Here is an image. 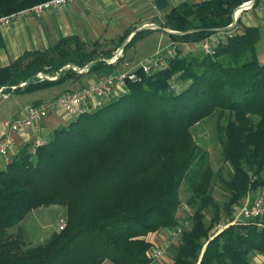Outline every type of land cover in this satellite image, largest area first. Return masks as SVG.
I'll list each match as a JSON object with an SVG mask.
<instances>
[{
  "label": "trees",
  "instance_id": "1",
  "mask_svg": "<svg viewBox=\"0 0 264 264\" xmlns=\"http://www.w3.org/2000/svg\"><path fill=\"white\" fill-rule=\"evenodd\" d=\"M39 1L0 0V15ZM248 1L183 2L164 14L161 26L178 31L170 37L180 43H199L223 32L234 9ZM240 27L220 39L212 55L177 49L159 70L145 75L136 69L139 78L125 81L117 95L58 125L39 146L19 149L0 169V264H150L148 236L178 224L182 183L197 207L169 264H249L251 253L264 255V224L235 223L210 237L220 210L230 217L233 203L264 189V179L254 178L264 170V61L255 50L260 30ZM148 31H134L129 46ZM110 52L63 37L0 67V89L23 93L50 83L39 73L62 81L75 75L72 67L87 66L89 73L108 68ZM171 79L187 85L177 90ZM216 112L230 116L217 129L222 160L232 167L222 206L212 200L207 152L190 132ZM49 205L65 207V224L44 244L25 247L17 225ZM208 206L213 215L207 224Z\"/></svg>",
  "mask_w": 264,
  "mask_h": 264
},
{
  "label": "crops",
  "instance_id": "2",
  "mask_svg": "<svg viewBox=\"0 0 264 264\" xmlns=\"http://www.w3.org/2000/svg\"><path fill=\"white\" fill-rule=\"evenodd\" d=\"M200 1L202 0H167L168 8L156 11L152 0H74L58 9H49L35 17L22 15L12 18L6 26L0 27V67L9 65L13 59L22 55L24 51L48 50L57 40L66 36L78 37L87 46L97 43L101 50H111L110 58L113 55L115 56V52H118V54L114 63L109 61L110 58L107 60L110 65L105 69H98L89 73L86 66L80 69L72 67L71 71L75 75H69L62 81H57L56 76H51V78L44 76L42 78H46L50 82L47 85L38 84L23 93H0V136L6 130L3 123L19 115L22 116L30 104L35 105L41 101H50L58 94H63L68 90H76L79 86L92 83V81H102L109 76L115 77L121 73L131 72L146 57L153 54L157 57L163 56L164 50L172 44L178 47L181 52H189L195 55L196 52H199L202 42L180 43V41L170 37L171 34L166 31V27L161 26V23H163L164 14L170 8L183 4V2L195 4ZM261 4H264V0ZM150 23L155 25L156 28L144 26V24ZM237 24L247 27H259L260 38L255 50L259 61L263 62L264 9L258 12L241 11L238 14ZM130 28L134 30L125 38L124 32ZM140 29H148L149 31L144 37L129 46V40L134 31H140ZM221 34L218 31L212 34L211 38L223 40ZM150 37L153 40L152 47L156 48L151 52L142 54L143 57H140L136 54V51ZM178 83L177 88L179 89L187 85V82L182 83L179 81ZM120 91L122 90L113 92L111 96H115ZM16 96L25 99L19 100L16 99ZM93 100H88L89 108L93 107L95 103ZM70 119H72L70 115L57 107L53 110V113L47 114L39 123H30L25 128L18 129L12 137L13 142L9 150H7L5 156L0 158V169L14 157L19 149L27 145L33 147L34 142L38 140L46 141L58 125L67 123ZM56 209L57 207L53 208L54 211ZM176 216L179 223L181 219L178 213ZM167 233L168 229L166 228L148 236V241L152 244V247L146 253V256L152 252L154 247L159 246L166 239Z\"/></svg>",
  "mask_w": 264,
  "mask_h": 264
},
{
  "label": "built area",
  "instance_id": "3",
  "mask_svg": "<svg viewBox=\"0 0 264 264\" xmlns=\"http://www.w3.org/2000/svg\"><path fill=\"white\" fill-rule=\"evenodd\" d=\"M73 1L74 0H42L36 2L32 6L22 8L20 11H15L4 16L0 15V27L6 26L14 17H19L22 15L35 17L40 15L41 13L48 11L49 9H58L62 7V5H65L68 2L71 3ZM261 9H264V4H260V6H254V1L243 2L242 4L238 5V7L234 9L232 20L227 23L225 30L221 32L222 38H229L239 31L241 27L239 24H237V20L238 14L241 11L247 10L258 12ZM144 26L153 29L156 28V26L152 23L144 24ZM211 36L207 39L205 38L206 41L202 42L200 48L201 52L208 54V56L212 55L213 48L220 40V38H211ZM175 48L176 46L172 44L166 50H164L163 56L157 57L153 54L146 57L144 60L139 62L135 70H132L131 72L121 73L115 77L109 76L102 81H92V83L79 86V88L76 90H68L63 94H58L50 101L45 100L35 105L30 104L25 109V112L22 116L19 115L18 117L12 118V120L9 121L6 120L3 123L6 130L0 136V158L5 156L7 150H9L13 142L12 137L18 129L25 128L30 123H39V121H41L47 114L49 115L53 113V110H55L57 107L74 118H76L83 112H89L93 109V107L109 99L113 92L124 90L126 84L125 81L132 82L137 80L139 78V74L136 72V69H140L141 72L146 75L152 70H159L163 68L167 60L174 55L173 49ZM117 54L118 52H115V56L113 55V57L110 58L109 61L114 63L117 60ZM37 77L42 78L44 77V75L39 73ZM18 86L22 87L24 86V83H21ZM0 93H3L2 88L0 89ZM89 99H94L93 101L95 103L92 108H89ZM42 142L43 140H38L34 142V145L39 146ZM230 213L231 215L229 219L221 220L217 224L211 225L210 237H215L224 228L235 223L242 224L246 223V221H254L257 226L262 225V223H260V219H264V197H245V199L242 201L238 200L237 202L233 203ZM189 225L190 222L188 219H182L177 225L169 228L166 239H164L159 246L154 247L152 252L149 253L148 256H146L148 257L150 264H154L157 261L166 259L167 252H169L170 249L177 247V242H179L183 231L185 230V228H188ZM100 264L112 263L105 260Z\"/></svg>",
  "mask_w": 264,
  "mask_h": 264
},
{
  "label": "rangeland",
  "instance_id": "4",
  "mask_svg": "<svg viewBox=\"0 0 264 264\" xmlns=\"http://www.w3.org/2000/svg\"><path fill=\"white\" fill-rule=\"evenodd\" d=\"M206 41L205 39L201 42ZM152 38L146 39L144 43L140 45L136 54L143 57L146 52H151L156 47H152ZM155 42V41H154ZM180 50L178 47L173 49L174 54L176 50ZM200 49V48H199ZM201 50H199L200 52ZM199 52H196L195 55H198ZM183 55L186 52H181ZM178 80L171 79V86L173 88H177ZM10 94V93H9ZM16 99L24 100L25 98H19L16 96ZM227 113L223 112H216L215 115L206 117L200 122L198 125H194L190 128V132L193 135L197 147L205 150L207 152V160L211 167V182L209 183V187L211 188V195L212 200L217 204L222 206L225 203L226 197L228 196L226 188L224 187L223 183L228 182L232 175V167L229 163L222 160L221 155V146H219L220 142V134L218 133L219 127L225 126L227 121L229 120L230 116ZM32 148V147H30ZM250 177H254L252 173H249ZM258 180V178L264 179V170L258 174V176L254 177ZM179 191V201L181 202L180 210L178 211L179 218L188 219L189 216H192V212L195 211L197 207V202L192 200V194L186 188L185 183H182L180 186ZM264 197V189L259 188L256 192H248L244 197L238 199L240 201L244 200L245 197L247 198H254V197ZM56 211L53 208H56ZM212 206H208L203 211L205 215V222L208 224L211 217H212ZM221 217L218 221L214 222L217 224L221 220L229 219V215L223 214L220 210ZM65 216H66V209L63 206H45L43 208H37L31 210L30 213L23 218L17 226H20L22 229V235L24 237L25 247L32 245H41L44 244L51 236L56 235L61 229V227L65 224ZM260 223L264 224V219H260ZM259 223V224H260ZM212 224V225H214ZM17 227L9 228L8 232L15 231ZM178 243V242H177ZM177 248V247H175ZM175 248H172L167 252L166 259L162 261H157L155 264H169L172 259L174 258L173 254L176 251ZM249 264H264V255H256V253L250 254V263Z\"/></svg>",
  "mask_w": 264,
  "mask_h": 264
},
{
  "label": "water",
  "instance_id": "5",
  "mask_svg": "<svg viewBox=\"0 0 264 264\" xmlns=\"http://www.w3.org/2000/svg\"><path fill=\"white\" fill-rule=\"evenodd\" d=\"M251 1H254V0H250V2ZM152 2H153V4H154V7L156 8V11H161V10H163V9H167L168 8V2H167V0H152ZM241 6H244V5H241ZM143 29V28H142ZM141 30V29H140ZM168 33H173V34H175V33H179L178 31H175V30H169V29H167L166 30ZM90 65V64H89ZM88 65V66H89ZM69 65H67V67H68ZM85 67V66H84ZM87 67V66H86Z\"/></svg>",
  "mask_w": 264,
  "mask_h": 264
}]
</instances>
